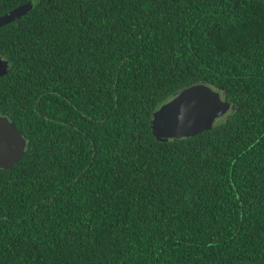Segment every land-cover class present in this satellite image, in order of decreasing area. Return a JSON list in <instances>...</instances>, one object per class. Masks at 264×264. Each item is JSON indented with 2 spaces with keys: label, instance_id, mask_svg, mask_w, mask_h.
<instances>
[{
  "label": "trees",
  "instance_id": "trees-1",
  "mask_svg": "<svg viewBox=\"0 0 264 264\" xmlns=\"http://www.w3.org/2000/svg\"><path fill=\"white\" fill-rule=\"evenodd\" d=\"M0 264H264V0H0ZM204 84L230 112L162 141Z\"/></svg>",
  "mask_w": 264,
  "mask_h": 264
},
{
  "label": "water",
  "instance_id": "water-1",
  "mask_svg": "<svg viewBox=\"0 0 264 264\" xmlns=\"http://www.w3.org/2000/svg\"><path fill=\"white\" fill-rule=\"evenodd\" d=\"M32 9L33 4L28 3L1 16L0 29L18 21ZM8 71L9 63L0 58V77ZM209 95L217 98L211 109L203 103ZM221 99L218 91L204 84L186 88L154 115L153 133L159 140L169 141L210 131L231 109V103ZM26 148L27 141L22 132L7 117L0 115V169L8 170L18 164L24 158Z\"/></svg>",
  "mask_w": 264,
  "mask_h": 264
},
{
  "label": "snow or ice",
  "instance_id": "snow-or-ice-1",
  "mask_svg": "<svg viewBox=\"0 0 264 264\" xmlns=\"http://www.w3.org/2000/svg\"><path fill=\"white\" fill-rule=\"evenodd\" d=\"M216 99V97L209 95L204 98L203 103L207 108L211 109L215 105Z\"/></svg>",
  "mask_w": 264,
  "mask_h": 264
},
{
  "label": "rangeland",
  "instance_id": "rangeland-1",
  "mask_svg": "<svg viewBox=\"0 0 264 264\" xmlns=\"http://www.w3.org/2000/svg\"><path fill=\"white\" fill-rule=\"evenodd\" d=\"M219 93H220L221 98H222L221 100L225 101V99H224V95H223L221 92H219ZM230 110H232V108H231ZM229 112H230V111H229ZM229 112H228V113H229ZM228 113H227V114H228Z\"/></svg>",
  "mask_w": 264,
  "mask_h": 264
},
{
  "label": "flooded vegetation",
  "instance_id": "flooded-vegetation-1",
  "mask_svg": "<svg viewBox=\"0 0 264 264\" xmlns=\"http://www.w3.org/2000/svg\"><path fill=\"white\" fill-rule=\"evenodd\" d=\"M1 59L4 60L5 62H8V60H5V59H3V58H1ZM8 63H9V62H8ZM226 115H227V114H226ZM226 115H225V116H226Z\"/></svg>",
  "mask_w": 264,
  "mask_h": 264
}]
</instances>
